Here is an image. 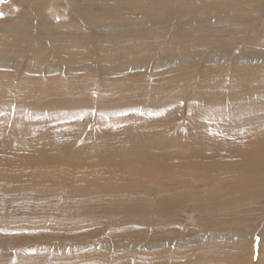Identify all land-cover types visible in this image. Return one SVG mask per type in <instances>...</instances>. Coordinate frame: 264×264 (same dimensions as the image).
<instances>
[{
  "label": "rangeland",
  "instance_id": "rangeland-1",
  "mask_svg": "<svg viewBox=\"0 0 264 264\" xmlns=\"http://www.w3.org/2000/svg\"><path fill=\"white\" fill-rule=\"evenodd\" d=\"M27 1L35 0H0V264H264V177L259 175L264 163L258 161L264 153L251 146L252 137L263 146L264 136L260 140L259 134L264 133L253 132L256 123L250 124L261 119L257 129L264 131V60L233 61L228 69L223 60L204 62L207 48L195 40L183 39L181 43L174 39L170 44L152 33L144 42L139 37L147 30L138 28L129 32L138 40L132 52L121 48L116 39L113 46L117 52H98L104 45L96 38L89 39L85 28L64 31L73 37L57 52L53 44L58 43L50 46L44 39L45 46L38 49L34 32L30 37L35 40L17 44L24 32L13 30L12 16L21 10L27 17ZM36 1L47 2L49 8L54 4L62 20L69 19L70 4L82 3ZM9 3L12 8L7 7ZM45 15L51 25L55 18L49 10ZM263 26L259 25L260 32ZM87 27L91 29L89 24ZM94 33L100 39L106 35L102 28ZM120 33L117 37L124 35ZM243 42L228 50L234 54L245 51ZM246 50L264 54V41L252 42ZM240 66L255 68L260 78L250 84L244 79L250 69L244 73ZM6 77L11 79L8 88L20 86L17 90L25 95L20 109L12 99L8 103L3 100ZM16 78L21 81L19 86L12 80ZM238 89L249 91L250 96H240ZM247 114L257 118L249 119ZM153 140L165 143L163 147L172 143L173 161L182 169L194 171L189 167L193 161L219 162L214 169L218 176H192L194 180L188 174L181 176L189 191H179L187 198L179 201L171 198L175 192L156 195L152 191V186L163 187L160 180L166 183L167 176L133 175L124 165L107 166L94 157L107 152L112 156L137 155V151L153 146ZM203 141L211 145L199 147ZM160 150L158 153L165 154V148ZM150 153L156 152L151 149ZM66 154L72 156L61 163L59 159ZM240 166L252 168L248 175L251 182L241 178ZM235 170L241 174L233 175ZM242 186L252 187L242 194L229 193ZM198 191V196H192L198 197L196 200L188 198ZM146 242L163 246L147 250L141 246Z\"/></svg>",
  "mask_w": 264,
  "mask_h": 264
},
{
  "label": "bare ground",
  "instance_id": "bare-ground-1",
  "mask_svg": "<svg viewBox=\"0 0 264 264\" xmlns=\"http://www.w3.org/2000/svg\"><path fill=\"white\" fill-rule=\"evenodd\" d=\"M48 1V0H47ZM76 1V0H75ZM79 1V0H78ZM82 3H72L70 4L72 6V10L67 13V16L69 19H63L62 20V14L60 15L57 10H56V6L50 5V8L47 6L48 3H41L40 1H27V12L28 16L24 17L23 16V12L21 10H19L20 12L16 13L14 12V16H12V27L13 30H16L18 28L22 29L24 34H20L22 35L21 38L16 41L17 44H21L25 41H33L35 40L34 36L31 38L30 36L33 34H35V37H37L36 41H37V47L38 49L42 48L44 45L43 42H41L42 39L46 40L47 43L50 44V46L52 45V43H56L57 45L53 44L54 46H56V52L59 51L57 50L58 48H60V45H62L64 47V45L70 41V38H72L73 36L64 33V31L69 32V31H73V30H82V29H87L89 31V35L88 38H96L98 39V41L100 40V45H104V47H100L98 49V52H107L108 50H113L114 52H117V47L113 46V39H116V41L121 42L119 43V46H121V48L125 49V50H132L134 48V44L138 43V40L135 36H133V34H130L129 32L131 31H137L136 29H140L139 31L142 32L144 30H147L146 34H143L142 38L139 37V40L142 41H148L151 38V34L152 33H156V37H159L160 40H170V44L171 42L174 41V39L177 40H185V39H191V40H195L197 41L201 46H206L207 48V52L204 55V62L206 61H211V59H216L217 61H224L227 63V67L228 69L230 67H232L233 65V61H236V63H238L240 60H242L244 62L248 61H261L264 60V54H258V53H252L250 51H247L246 48H248L249 45H251L252 42H259L264 41V30L260 32V30H258L259 25H261V23H264V0H126V1H122V0H81ZM22 2V0H21ZM24 2V1H23ZM54 2V1H53ZM59 2V1H58ZM73 2V1H72ZM112 2V3H109ZM84 3V4H83ZM99 3V4H96ZM107 3V5H106ZM20 3V7H21ZM102 5L101 7L97 8L98 5ZM10 7L11 4H7V7ZM6 7V6H5ZM19 7V6H18ZM12 8V7H10ZM16 8V7H15ZM7 9V8H6ZM23 10H24V6H23ZM50 11V13H52L53 17L56 19L57 16L56 14H59L60 16V20H53V23H51V25H48L49 23V17L48 15H45V13L47 11ZM9 13V11H8ZM55 15V16H54ZM110 17L111 19L108 20L107 18ZM52 21V20H50ZM3 23V22H2ZM31 23V24H30ZM90 25L91 29L87 27V24ZM8 24V23H7ZM30 25H32V27H29ZM33 26H35V29L33 28ZM264 27V26H263ZM97 28H102L104 29L106 35H103L102 38H98L95 35V30ZM4 30V28H3ZM83 31V30H82ZM85 31V30H84ZM148 31L150 33H148ZM11 32V31H10ZM14 32V31H13ZM120 32H124V35H121L120 37H117V35L121 34ZM128 32V33H127ZM97 33V32H96ZM45 34V35H43ZM11 35V33H10ZM17 35V34H16ZM19 35V34H18ZM17 35V37H18ZM19 35V36H20ZM106 36V39H105ZM123 36V37H122ZM165 36V38H163ZM123 39H122V38ZM9 38V37H8ZM10 39V38H9ZM95 39V40H96ZM104 39L105 41L110 44V46H105L104 44ZM1 40V39H0ZM94 40V39H93ZM3 41V39H2ZM11 41V40H10ZM9 41V42H10ZM131 41V42H130ZM189 41V40H188ZM218 43H217V42ZM244 41L241 45L245 46L243 47V49L245 51H240L238 54H234L231 50H228L232 47H236L237 44H240L239 42ZM15 42V41H14ZM103 42V43H101ZM115 42V40H114ZM130 42V43H129ZM175 42V41H174ZM186 42V41H185ZM193 42V41H192ZM196 42V43H197ZM7 43V42H6ZM123 43H127L126 46L129 47H125ZM182 43V42H181ZM191 43V41H190ZM189 43V45H190ZM122 44V45H121ZM132 44V45H131ZM169 44V45H170ZM176 44V43H175ZM180 44V43H179ZM212 44H216V46H213ZM13 46V44H11ZM168 45V44H167ZM168 45V46H169ZM198 45V44H197ZM199 45V46H200ZM18 46V45H17ZM45 46V45H44ZM48 46V45H47ZM69 46V45H68ZM131 46V48H130ZM177 46L179 47L180 45L177 44ZM176 46V47H177ZM185 46V45H184ZM223 46H227L228 48H225ZM10 45H7V48H9ZM19 47V46H18ZM111 47H113L111 49ZM182 47V45H181ZM23 48V47H22ZM136 48V47H135ZM194 48V47H193ZM10 49V48H9ZM63 50V49H62ZM138 50V49H137ZM180 50V49H179ZM194 50V49H193ZM192 50V51H193ZM200 50V49H199ZM21 51V50H20ZM132 52V51H131ZM135 52V51H134ZM177 52V51H176ZM178 53V52H177ZM41 54V53H40ZM113 54V53H112ZM175 54V53H174ZM115 55V54H114ZM37 57V55H35ZM171 56V55H170ZM11 56H9L10 58ZM25 57V56H24ZM56 57V56H55ZM167 58V56H165ZM177 58V55L175 56ZM161 58V57H159ZM158 58V59H159ZM169 58V57H168ZM167 58V61H168ZM172 59H174L173 57H171ZM175 58V59H176ZM181 59V57H178ZM177 58V62H181V60H179ZM8 58H6L7 60ZM170 59V58H169ZM183 59V58H182ZM25 60V59H24ZM38 60V59H37ZM163 61V58L161 59ZM202 60V62H203ZM29 61V60H28ZM35 61V60H33ZM138 61V60H137ZM143 61V60H142ZM213 61V60H212ZM216 61V62H217ZM9 62V61H8ZM18 62V61H17ZM23 62V61H22ZM139 62V61H138ZM153 62V61H152ZM215 62V61H214ZM244 62V63H245ZM113 63V62H112ZM127 63V62H126ZM143 63V62H142ZM150 63V62H149ZM193 63V61H192ZM207 63V62H206ZM205 63V64H206ZM213 63V62H212ZM4 64V63H3ZM22 63H19V65ZM52 64V63H51ZM135 64V63H134ZM146 64V63H145ZM152 64V63H151ZM188 64H190V62H188ZM187 64V65H188ZM2 65V63L0 64V66ZM6 65V64H5ZM64 65V64H63ZM115 65V64H113ZM222 65V64H221ZM247 65V64H246ZM263 65V64H262ZM4 66V65H3ZM99 66V65H98ZM133 66V65H132ZM225 66V65H223ZM221 66V67H223ZM235 66V65H234ZM243 66V65H242ZM85 67V66H84ZM101 67V66H100ZM140 67V66H139ZM220 67V68H221ZM16 68V67H15ZM219 68V67H218ZM14 69V68H13ZM20 69V68H19ZM225 69V67H224ZM231 69V68H230ZM250 69V70H249ZM249 70V71H248ZM221 71V69H220ZM229 70H227L228 72ZM231 71V70H230ZM233 71V70H232ZM239 71H243L244 73H246L245 78L246 81L250 82V84H252L253 80H258L260 78L261 75H259L258 73H256L255 68H252L250 66H244L241 67L240 66V70ZM238 71V73H239ZM20 72V71H19ZM118 72V71H116ZM226 72V71H223ZM237 72V69H236ZM46 73V72H45ZM229 74V73H228ZM221 76V75H220ZM235 76V75H234ZM237 76V75H236ZM49 77V76H48ZM47 77V78H48ZM242 77V76H240ZM1 78V77H0ZM232 79V78H231ZM235 79V77H234ZM15 80V83L18 84V86L21 84V81L18 80V78L16 79H12ZM51 80V79H50ZM236 80V79H235ZM2 81V80H1ZM24 81V80H23ZM63 81V80H62ZM61 81V82H62ZM208 81V80H207ZM216 81V80H215ZM243 81V80H242ZM5 87H6V91L1 95L3 97L4 102H10L11 99L12 101H15L17 103V108L20 109L23 106H21L23 103L21 102V100H26L25 95L23 96V93H21V90H19L20 86L17 87L19 88L17 90V88L15 86H12L13 89L8 88V84L11 82L10 77H6V81H5ZM51 82V81H50ZM135 82V81H134ZM230 82V81H229ZM240 82V81H239ZM56 84L58 83L57 81L55 82ZM242 83V82H241ZM236 87L238 88H243L241 85L242 84H238L235 83ZM206 85V84H205ZM233 85V84H232ZM34 86V85H33ZM57 86V85H56ZM200 86V85H199ZM244 86V85H243ZM253 87H258V85H254ZM264 87V85H263ZM260 92H261V87L259 88ZM153 91V90H152ZM239 94L240 96L244 95V97H248L250 96L249 91H241L239 90ZM63 92V91H62ZM226 92V91H225ZM251 92V91H250ZM260 92L258 94H255V96H258L260 94ZM256 93V92H255ZM62 94V93H61ZM251 96H254L253 94ZM191 97V96H190ZM199 97V96H198ZM196 98V97H195ZM228 98V97H227ZM244 98V99H245ZM148 99V98H147ZM194 99V98H193ZM210 99V98H209ZM238 99V98H237ZM249 99V98H248ZM170 100V99H169ZM224 100V99H223ZM221 100V101H223ZM255 100V99H254ZM214 101V100H213ZM235 101V100H234ZM246 101V100H245ZM248 101V100H247ZM256 101V100H255ZM1 105H3V103ZM175 102V101H174ZM229 102V101H228ZM22 103V104H21ZM216 103V102H215ZM220 103V102H219ZM248 103V102H247ZM253 103V102H252ZM232 104V103H231ZM257 104V103H256ZM16 105V104H15ZM46 105V104H45ZM119 105V104H118ZM224 105V103H223ZM227 105V104H226ZM230 105V104H229ZM40 106V105H39ZM108 106V105H107ZM6 107V106H5ZM8 107V106H7ZM11 107V106H10ZM13 107V106H12ZM33 107V106H32ZM248 107H250V104L248 105ZM259 107L256 105V108ZM1 108V107H0ZM44 108V107H43ZM161 108V107H160ZM231 108V107H230ZM247 108V107H246ZM245 108V109H246ZM253 108V106H252ZM6 109V108H5ZM4 109V110H5ZM258 109V108H257ZM261 111L263 108H260ZM258 109V110H260ZM31 110V107H30ZM148 110V109H147ZM150 110V109H149ZM156 110V109H155ZM243 110V109H242ZM256 110V109H255ZM9 111V110H8ZM17 111V110H16ZM45 111V110H44ZM216 111V110H215ZM250 111V110H249ZM257 111V110H256ZM255 111V112H256ZM4 112V111H3ZM48 112V110H47ZM159 112V111H158ZM222 112V111H221ZM236 112V111H235ZM252 112V111H250ZM7 113V111H6ZM21 113V112H20ZM26 114L29 112H25ZM31 113V112H30ZM29 113V114H30ZM243 113V112H242ZM25 114V115H26ZM28 114V115H29ZM234 114V113H233ZM264 114V113H263ZM1 115H5L6 114H1ZM17 115L19 116V114L17 113ZM24 114H22L23 116ZM223 115V114H222ZM249 116V119H252L251 116L256 117L257 115L254 114H247ZM16 116V117H18ZM232 116V115H231ZM8 117V116H7ZM218 117V116H217ZM221 117V116H220ZM263 117V116H261ZM3 118V117H1ZM240 118H244L243 120H247L248 117L245 116H240ZM257 118V117H256ZM16 119V118H15ZM221 119V118H220ZM224 119V118H222ZM228 119V118H227ZM236 119V118H235ZM248 119V120H249ZM2 119H0L1 121ZM14 120V119H13ZM231 120V119H230ZM229 120V121H230ZM255 120V119H254ZM264 120V119H263ZM232 121V120H231ZM15 122V121H14ZM262 120L261 119H256L254 122L250 121L251 123H259V127H257L258 125H254L256 126V129H253L254 131H260V133H264V131H261L257 128H260V124H261ZM225 123H227V121L225 120ZM224 124V123H223ZM234 126V122L232 121L231 123ZM264 124V123H263ZM12 125V124H11ZM36 125V124H34ZM227 125V124H225ZM13 126V125H12ZM232 126V127H233ZM252 126V127H253ZM17 127V126H16ZM226 127V126H225ZM228 129H229V125H227ZM21 128V127H20ZM35 129V128H34ZM199 129V127H198ZM225 129V128H224ZM232 129V128H230ZM12 130V129H11ZM15 130V129H13ZM19 130V129H18ZM37 130V129H36ZM158 131V130H156ZM201 131V130H200ZM199 131V132H200ZM25 132V131H24ZM11 133V132H10ZM15 133V132H14ZM18 133V132H17ZM202 133V132H201ZM258 133V132H257ZM1 134V133H0ZM23 134H26L23 133ZM162 134H166V133H162ZM172 134V133H171ZM22 135V134H21ZM203 135V134H202ZM207 135V134H206ZM19 136V135H18ZM26 136V135H25ZM41 136V135H40ZM256 136V135H253ZM260 136H264V134H259ZM14 137H17V135ZM13 137V138H14ZM166 138L168 137L165 136ZM171 137V136H170ZM258 137V136H257ZM20 139V137H18ZM3 139V138H2ZM0 139V140H2ZM6 139V138H5ZM27 139V138H26ZM197 139V138H196ZM211 139V138H210ZM126 140V139H125ZM169 140V138H168ZM260 140L261 137H260ZM210 141V140H209ZM252 141V147L256 148V149H260V152L264 153V145H261V142L256 139H254L253 137L251 138ZM7 142V141H6ZM38 142V141H37ZM122 142V141H120ZM119 144H122L120 143ZM124 142V140H123ZM127 142V141H126ZM125 142V143H126ZM147 142V140L145 141ZM166 142V141H165ZM148 143V142H147ZM168 143V142H167ZM170 143V142H169ZM4 144V143H3ZM151 144L154 146H149L147 144V151L145 150H140L137 151V155H135V153L133 155L126 154L123 153H116V154H120L117 156H112L111 154H109V152H105L106 154H103V156H94L97 157V163L98 162H103L104 164H106L107 166L110 165H115V168H119V166L124 165L126 170H129V172H131L133 175L137 174V173H152L150 176L154 177V175H158V176H167V182L164 183L162 179L160 180L163 184V187L161 188H157L155 189V186H152V191L154 192V194H161L164 191H168V192H175L173 195H171V198L173 199H177L179 201H185L186 196L185 194H180L178 193L179 191H185V189L188 190V187H185V181H182L181 176H184L186 174L190 175V179H193L192 176L198 177V176H205L207 178H216V174L217 171L215 172L214 169L217 165V161L211 160L209 162L206 161H193L195 162L194 164L190 165V168H193L194 171H191L189 169H182L181 167L177 166V164H175V160L173 161V159L175 158L174 156V148L173 144L170 145L168 144V146H162L161 144L158 143L157 140H153L151 142ZM201 144H210V142H200L199 147ZM125 145V144H124ZM195 145V146H197ZM214 145V144H213ZM1 146V145H0ZM9 146V145H8ZM120 146V145H119ZM122 146V145H121ZM120 146V147H121ZM146 145H143V147ZM175 146V145H174ZM178 146V145H177ZM207 146V148H208ZM223 146V145H222ZM34 147V146H33ZM119 147V150H120ZM194 147V146H193ZM198 147V146H197ZM198 147V150H200V148ZM204 147V146H203ZM201 145V148H203ZM218 147V146H217ZM1 148V147H0ZM36 148H38L36 146ZM123 148V146L121 147V149ZM146 148V147H145ZM160 148H165L164 153L165 154H160L158 153L160 150ZM213 148V147H212ZM251 148V147H250ZM3 149V148H2ZM124 149V148H123ZM153 149L156 153L152 154L150 153V150ZM197 149V148H196ZM215 149V148H214ZM221 149V148H219ZM4 150V149H3ZM33 150V149H32ZM38 150V149H37ZM46 150V149H45ZM125 150V149H124ZM123 150V151H124ZM213 150V149H211ZM217 150V148H216ZM36 151V149H35ZM61 151V150H60ZM70 151V150H69ZM75 151V150H74ZM122 151V150H120ZM122 151V152H123ZM197 151V150H196ZM214 151V150H213ZM3 152V151H1ZM46 152V151H45ZM50 152V151H49ZM63 152V151H62ZM61 152V154H62ZM116 152V151H115ZM119 152V151H118ZM125 152V151H124ZM208 152V151H207ZM218 152V151H217ZM41 153V152H40ZM112 153V152H110ZM183 153V152H182ZM87 155V153H85ZM113 154V155H116ZM184 154V153H183ZM206 154V153H205ZM85 158H91L90 156ZM72 155H64L63 159H59L63 162L61 163H65L66 160H69V158ZM4 157V156H3ZM7 157V156H6ZM40 157V156H39ZM54 157V156H53ZM81 157V156H80ZM174 157V158H173ZM207 157V156H206ZM38 158V157H37ZM83 158V157H82ZM210 158V157H209ZM4 159V158H3ZM7 160V158H5ZM43 159V158H42ZM52 159V158H51ZM79 159V157H78ZM77 159V160H78ZM211 159V158H210ZM5 160V161H6ZM80 160V159H79ZM84 160V159H83ZM96 160V158H95ZM86 161V160H84ZM82 161V164L83 162ZM90 161V160H89ZM153 161V162H150ZM258 161L264 163V157L260 156L258 157ZM57 162V161H56ZM87 162V161H86ZM84 162V163H86ZM3 163V162H1ZM59 163V162H58ZM94 163V162H93ZM166 163H169L170 165L166 167ZM236 163V162H235ZM74 164V163H73ZM81 164V165H82ZM87 164V163H86ZM89 164V163H88ZM100 164V163H99ZM104 164H100L103 165ZM95 165V164H94ZM97 165V164H96ZM95 165V166H96ZM57 166V165H55ZM105 167V166H104ZM188 167V168H189ZM113 168V166H112ZM217 168V167H216ZM2 169V168H1ZM239 171L243 173V175L238 172L237 170L234 171L233 175L235 173H237V175L240 173L241 174V178H244L246 180V183L251 182V180L253 178L248 177V175L252 174L253 171L252 168L249 166L245 167V166H240L238 167ZM107 170V169H105ZM104 172H107L105 171ZM122 170V169H121ZM199 170H204L203 172H206L205 174L198 173ZM100 171V170H99ZM210 172V174H209ZM109 174V173H108ZM161 174V175H159ZM261 177H264V171H261V173L259 174ZM218 176V174H217ZM106 177V176H105ZM134 177V176H132ZM237 177V176H234ZM202 178V177H200ZM158 179V178H157ZM205 179V178H204ZM207 179V180H210ZM88 180V179H87ZM194 180V179H193ZM225 181V180H224ZM147 182V181H146ZM150 183H155L154 180H149ZM110 184V183H109ZM184 184V185H183ZM95 185V183H94ZM106 185V184H105ZM109 186V185H107ZM110 187V186H109ZM112 187V186H111ZM115 187L117 188V186L115 185ZM114 187V188H115ZM249 187L252 186H242L239 187L237 190H230L229 193H234V194H239V193H243L244 191H246L247 189H250ZM108 188V187H107ZM106 188V189H107ZM196 188V187H195ZM110 189V188H109ZM113 189V188H112ZM190 189V188H189ZM75 190V189H74ZM103 190V189H102ZM143 190H146L145 188ZM190 190H194V188L190 189ZM104 191V190H103ZM110 191V190H109ZM112 191V190H111ZM189 191V190H188ZM116 192V191H115ZM186 192V191H185ZM226 192V191H223ZM106 193V192H105ZM118 193V192H117ZM200 192H194L191 194H188V198L192 199V200H196L198 197H193L192 196H198ZM109 194V193H108ZM122 194V193H121ZM240 194V195H241ZM105 195V194H104ZM74 200V199H73ZM229 201V199H228ZM111 202V201H109ZM226 202V201H225ZM113 203V202H112ZM224 203V202H223ZM229 203V202H227ZM221 204V203H220ZM219 204V205H220ZM74 205V204H73ZM231 205V204H230ZM227 206V204H226ZM229 206V204H228ZM231 208V207H230ZM233 209V208H232ZM220 210V209H219ZM230 210V209H229ZM229 226V225H228ZM229 229H226V231H228ZM238 230V229H237ZM223 231V230H222ZM218 232V231H217ZM220 232V231H219ZM264 232V231H263ZM262 232V233H263ZM215 233V231H214ZM261 233V234H262ZM218 234V233H217ZM215 234V235H217ZM260 234V235H261ZM218 236V235H217ZM248 238V236H246ZM245 239V237H244ZM211 240V239H210ZM209 240V241H210ZM250 240V239H249ZM246 240V241H249ZM243 241V240H242ZM245 241V240H244ZM251 241V240H250ZM77 242V241H76ZM208 242V241H207ZM104 243V242H103ZM110 243V242H109ZM246 243V242H245ZM254 243V242H253ZM99 244V243H98ZM143 244V246H142ZM205 244V243H204ZM86 245V243L84 244ZM83 245V247H84ZM132 245V244H131ZM134 247L138 246V243L133 244ZM162 244L160 242H155L154 244L152 242H146V243H141L142 247H145L144 249H156L158 247H160ZM163 246V245H162ZM207 246V243H206ZM208 249V248H207ZM241 249V248H240ZM243 249V248H242ZM244 249H246L244 247ZM243 249V250H244ZM204 250V249H203ZM212 256H214L212 254ZM207 257V256H206ZM205 257V258H206ZM216 258H218L217 256H215ZM224 257V255H223ZM204 258V259H205ZM209 258V256L207 257ZM211 259V257L209 258ZM63 260V259H62ZM225 262V261H223Z\"/></svg>",
  "mask_w": 264,
  "mask_h": 264
}]
</instances>
